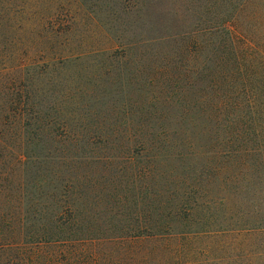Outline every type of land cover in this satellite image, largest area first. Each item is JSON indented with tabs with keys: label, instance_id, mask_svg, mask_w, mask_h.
<instances>
[{
	"label": "rangeland",
	"instance_id": "1",
	"mask_svg": "<svg viewBox=\"0 0 264 264\" xmlns=\"http://www.w3.org/2000/svg\"><path fill=\"white\" fill-rule=\"evenodd\" d=\"M219 1L0 0V211L29 222L24 248L40 264L102 261L91 242L157 222L174 223L171 244L124 241L121 257L107 248L114 263L241 264L242 254L247 264L264 255V162L251 156L243 174L221 171L220 131L200 104L204 74L179 69L191 35L198 48L216 24ZM141 127L170 131L161 154L143 152ZM182 188L188 205L200 199L195 226L186 212L182 222L158 214L182 203ZM68 205L81 226L68 212V229L45 245L39 223L52 237Z\"/></svg>",
	"mask_w": 264,
	"mask_h": 264
},
{
	"label": "trees",
	"instance_id": "2",
	"mask_svg": "<svg viewBox=\"0 0 264 264\" xmlns=\"http://www.w3.org/2000/svg\"><path fill=\"white\" fill-rule=\"evenodd\" d=\"M218 8L220 10L216 15V24L200 32L202 41L198 48L195 33L191 35L185 47L189 58L184 64L179 65V69L182 73L189 71L194 74H204L206 85L201 93L200 104L206 112L215 117L216 127L220 131L218 148L214 154L219 159L222 172L228 169L229 165L230 168H236L243 174V166L249 157L260 156L261 162H264V0H220ZM191 43L195 44L193 51L190 47ZM197 54L203 57L201 63L195 62ZM17 116L18 119L14 116L15 124H19L22 129L25 117L18 114ZM4 120L8 121L7 114L1 122ZM138 132L139 135L135 138L138 139L143 152L152 156L158 154L155 153L156 151L160 154L163 152L162 144L168 142L170 131L141 127ZM4 133L6 130L0 131V134L4 135ZM186 137L185 145L191 147V138L188 135ZM129 153L134 154V151L129 149ZM177 155L182 156L183 153L179 151ZM236 179H239L238 176ZM183 188L180 196L181 205L168 212L159 210L158 214L162 218L166 214L182 222L184 219L182 215L186 212L189 213L186 219L191 222V226H195L198 222L195 217L198 211H201L200 199H195L192 205H188L186 202L190 193ZM227 206L230 208L229 203ZM66 208L68 209H63L51 222L52 237H49L48 231L45 230L50 227L49 223H39L42 225L39 226L37 234L43 236L45 245L54 244L61 232L68 229L66 227L68 222H73L76 228L81 226V218L79 215H74L75 209L69 205ZM68 212L72 214L68 222L63 223ZM14 219V214H4L0 211V264H40L37 259L38 253L31 256L24 248L29 222L24 221L23 218L17 222ZM262 220L264 222V219ZM175 228L174 223L160 222L150 227L125 226L124 229L123 226L122 235L91 242L94 247L92 256L102 260L93 259L92 264H117V261L114 263L111 252L121 257L124 241L137 240V238L152 239L160 248L159 240L166 237L171 239L168 242L171 244L175 238L173 233ZM260 232L257 247L264 243V225ZM108 247L111 252L107 250ZM76 250L72 256H79L77 252L82 251L80 248ZM238 257L242 264L241 257L244 255ZM44 263L47 264L46 260ZM247 264H264V255L253 254L251 262Z\"/></svg>",
	"mask_w": 264,
	"mask_h": 264
}]
</instances>
